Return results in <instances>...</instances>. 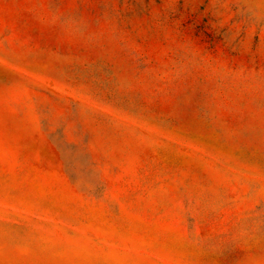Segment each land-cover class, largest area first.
Segmentation results:
<instances>
[{"label": "rangeland", "instance_id": "374dc122", "mask_svg": "<svg viewBox=\"0 0 264 264\" xmlns=\"http://www.w3.org/2000/svg\"><path fill=\"white\" fill-rule=\"evenodd\" d=\"M0 264H264V0H0Z\"/></svg>", "mask_w": 264, "mask_h": 264}]
</instances>
